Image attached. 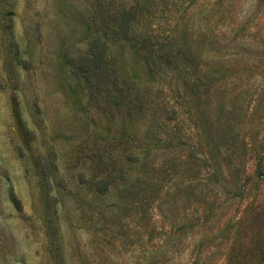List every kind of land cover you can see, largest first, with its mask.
<instances>
[{"label":"rangeland","instance_id":"374dc122","mask_svg":"<svg viewBox=\"0 0 264 264\" xmlns=\"http://www.w3.org/2000/svg\"><path fill=\"white\" fill-rule=\"evenodd\" d=\"M94 37L139 110L72 72ZM94 148L124 189L78 186ZM0 264H264V0H0Z\"/></svg>","mask_w":264,"mask_h":264},{"label":"trees","instance_id":"16d2710c","mask_svg":"<svg viewBox=\"0 0 264 264\" xmlns=\"http://www.w3.org/2000/svg\"><path fill=\"white\" fill-rule=\"evenodd\" d=\"M141 11L142 10H140L136 4L129 6L127 10L119 16L120 21H114L115 24L111 33L114 37H120V39L126 42H132L130 47L137 53H141L143 67L148 72H160L162 65L166 66L170 64L169 56L167 54L165 55L163 52V46H158L157 48L153 47V45L148 46L149 40L146 37L135 39V37L131 35L134 18L138 17ZM106 53L107 44L98 37H94L87 55L81 56L76 60H69L72 72L80 78L83 86L91 96H96L111 88L119 94L122 103L128 102L134 109L139 110L141 108L140 100L142 99V95L136 92L137 85L132 82H122L121 85L118 84L114 76V69L108 65L110 61L107 60ZM12 115L16 123L17 131L19 132V137L22 138L21 136L24 131L18 116L17 106L14 102L12 104ZM94 149L95 158L98 159L95 172L90 175L88 179L80 176L78 186L84 187L86 191L98 198L106 195L110 188L119 186L124 189L127 184L128 174L123 171V169L118 168L114 161L107 155L99 153V148ZM125 151L126 155L124 161L126 164L131 165L140 163V159L136 154L130 152L128 149ZM46 185L48 189L52 188L49 186L48 182ZM58 187L64 189L62 184H59ZM49 207L48 205L46 208ZM45 224H47L48 227L49 221L45 220Z\"/></svg>","mask_w":264,"mask_h":264}]
</instances>
